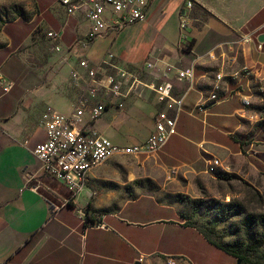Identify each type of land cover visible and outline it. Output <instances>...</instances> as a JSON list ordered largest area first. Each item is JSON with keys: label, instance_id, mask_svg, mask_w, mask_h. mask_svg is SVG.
<instances>
[{"label": "crops", "instance_id": "0c3cea01", "mask_svg": "<svg viewBox=\"0 0 264 264\" xmlns=\"http://www.w3.org/2000/svg\"><path fill=\"white\" fill-rule=\"evenodd\" d=\"M188 1L193 5L190 10L198 8L208 14V19L196 28L190 21L189 10L188 27L184 32L186 39L181 41L179 18L185 12ZM58 27L56 31L61 30L63 33L59 41L61 48L66 49L62 41L66 34L75 35L76 38L79 35L82 38L88 29L85 22L78 23L68 18ZM262 34L264 0H153L143 22L124 28L115 37L95 40L84 54L95 64L101 61L108 50L114 54L121 66L142 67L144 62L155 60V66L158 67L157 79L161 81L167 67H170L168 78L173 79L177 69L191 66L196 69L201 65L198 64L197 57L205 55L218 43L225 42L232 53H227L228 63L224 62L222 69L217 72H229L232 63L235 62L236 65L230 70L233 82L225 83L224 88H220L218 92L221 101L208 103L204 108L198 107L207 98L204 99L202 92L194 89L197 86V77L195 87L191 90L193 94L190 91L185 99V108L191 95L190 102L204 112V117H208L212 108L231 100L237 99L240 104L241 98H247L250 102L251 91L256 90L255 95L264 101V43H260L261 50L257 49V37ZM237 35L240 36V41L238 45H232L235 40H239ZM246 35L251 36V42L242 41L241 38ZM207 40L210 43L206 49L203 42ZM186 45L188 51L182 50ZM7 47L0 48V79L12 83L13 87L8 93H3L0 84V264H143L149 254L140 253L135 257L128 255L127 244L114 234L116 228L129 225L119 215L121 207L116 203L104 205L100 197L98 198L105 191L100 185L106 183L102 177L96 175L99 169L88 175L84 188L76 195H72L62 184L44 176L33 154L35 147L45 140V132L40 125L42 106H55L63 114L69 112L68 106H59L57 96L46 95L47 89H39L31 80L27 82L23 74L26 69L21 62L11 66L12 58L7 57L5 52ZM178 50L188 58L196 55L190 66L159 61L161 52L173 54ZM202 77L204 76L199 78ZM213 78L210 79L212 84ZM180 84L186 88L183 83ZM239 87L240 90L236 92ZM233 91L235 93L230 95ZM157 107L158 101L154 95L152 103L140 100L133 102L122 114L113 117L110 123L103 116L93 123L92 128L111 141L126 140L139 144L148 138L153 129V118L150 116L155 115ZM144 111L146 114L143 115ZM183 115L195 118L186 109ZM201 122L206 126L204 120ZM96 124H99L97 129ZM237 129L236 126L223 133L227 140L219 148L225 154H232L238 148L229 139ZM175 137L195 149L196 159L202 155L199 147L209 144L205 140L196 142L186 139L178 133ZM173 143L176 145L178 140ZM167 146L168 142L157 154L163 166H170L172 160L166 151ZM109 198L113 201L112 196ZM125 198V204L129 202L127 198L134 201L132 195L128 194ZM107 210L108 213L98 215ZM92 222L103 224L105 228H95ZM156 224H171L193 230L213 247L195 228L182 227L175 217L161 219Z\"/></svg>", "mask_w": 264, "mask_h": 264}, {"label": "rangeland", "instance_id": "374dc122", "mask_svg": "<svg viewBox=\"0 0 264 264\" xmlns=\"http://www.w3.org/2000/svg\"><path fill=\"white\" fill-rule=\"evenodd\" d=\"M190 11V21L196 28L208 19V14L198 8ZM63 20L67 18L60 9L58 0H0V48L8 46L5 52L7 57L12 58L11 66L21 62L26 69L23 74L27 82L31 80L39 89H47L46 95L57 96V104L64 108L68 106L69 111L77 95L69 81V72L82 53L79 42L81 36L76 38L75 35L66 34L62 41L67 49L61 48L60 42L53 43L47 37V32L56 31ZM4 21L9 23L3 25ZM239 35V40H235L232 45H238ZM203 43L207 49L210 41ZM55 45L59 47V51L55 49ZM187 49L186 45L182 50L188 51ZM211 51L215 59L204 57L199 60L198 64L201 65L195 69L197 86L194 89L201 91L204 99L211 90L210 79L222 69L224 62L228 63L227 53H232L225 42L218 43L209 52ZM194 57H190V60L178 50L173 54L161 52L158 59L177 66H190ZM150 61L156 63L155 60ZM113 64L121 69L126 67ZM232 65L235 68L236 63ZM232 68L229 72H219L223 75L218 83L219 88H224L229 81L233 82L230 78ZM157 69L155 66L153 71L139 70L131 73L144 83H157L160 88L163 80L158 81ZM200 76L204 77L199 78ZM172 83L174 93L182 95L185 87L175 80ZM238 90L240 87L235 91ZM251 92L249 106L244 107L234 99L212 108L208 117H204V112L194 107L190 102L192 96L189 95L185 109L187 113L192 112L195 118L180 114L176 121V133L192 141H208L209 144L199 147L202 152L199 159H196L193 147L172 136L166 149L172 158L170 166H163L156 156L155 161L119 158L99 168L96 175L106 183L100 185L105 191L98 198L104 205L116 203L122 208L119 215L129 226L116 228L114 234L127 244L128 255L135 257L140 253H148L143 264H237L235 259L232 260L227 254L209 246L193 230L171 224H156L161 219L174 217L182 227L190 225L197 229L213 230L217 235V239H213L219 242H239L246 245L259 237L256 229L245 233L240 221L248 214H264V101L255 95L256 90ZM234 93L233 91L230 95ZM154 95L150 90H140L137 94H131L123 102L122 108H111L101 118L104 116L107 123H110L113 117L122 114L133 102L140 100L152 103ZM98 98L100 101L107 100L101 94ZM199 105L204 108L207 103L202 101ZM162 107L163 104L160 103L157 109L161 110ZM46 109L56 110V107L42 106V113ZM142 113L144 115L146 111ZM228 114L231 116H225ZM202 120L206 126L202 124ZM96 126V129L99 128V124ZM236 126L238 129L229 139L238 148L232 154H225L219 148L227 140L223 133ZM177 140L178 143L173 145ZM112 141L121 145L132 144L126 140ZM213 157L220 160L221 167L211 168L210 161ZM191 160L195 161L191 163ZM123 194L126 197L128 194L132 195L134 201L127 198L129 202L125 204ZM109 196H112L113 201ZM106 212L108 210L98 215Z\"/></svg>", "mask_w": 264, "mask_h": 264}, {"label": "built area", "instance_id": "2783aa9c", "mask_svg": "<svg viewBox=\"0 0 264 264\" xmlns=\"http://www.w3.org/2000/svg\"><path fill=\"white\" fill-rule=\"evenodd\" d=\"M153 0H58V5L64 16L81 21L88 25L86 33L81 38L80 50L74 67L69 72V81L76 90V98L72 101L67 114L53 109H46L40 117V125L45 132V140L33 151L45 177L65 186L72 195L82 191L88 175L103 165L119 158H133L137 161L154 160L160 150L172 136L176 135V121L180 114L185 113V99L195 87L196 76L193 66L177 69L174 78L169 79V68L164 70L161 87L157 83L147 84L134 77L131 72L153 71L155 64L149 61L142 67L126 66L125 69L115 66L116 57L108 50L99 63H92L85 57V50L99 38L115 37L124 28L144 21L146 12ZM192 2L185 4V12L179 18L180 40L184 41L185 30L188 27L187 12L192 8ZM62 31H48L47 37L53 43L61 41ZM251 42L250 35L241 38ZM59 51V47L55 45ZM261 50V44H257ZM215 59L213 51L199 56ZM108 70H111L108 73ZM160 79V78H159ZM223 79L220 73L215 74L207 103H217L221 99L219 81ZM161 80V79H160ZM183 83L186 88L182 95L174 93L172 81ZM131 82V85L129 83ZM3 93H8L12 83L0 79ZM150 90L157 97L158 104H163L161 110L153 117V129L148 138L139 144L119 145L92 128L93 123L111 108H122L123 102L140 90ZM107 100L100 101L99 95ZM247 98H241L244 107L249 106ZM202 107V106H198ZM211 168L221 167L219 159L213 157ZM95 228H105L103 224L93 223Z\"/></svg>", "mask_w": 264, "mask_h": 264}, {"label": "trees", "instance_id": "16d2710c", "mask_svg": "<svg viewBox=\"0 0 264 264\" xmlns=\"http://www.w3.org/2000/svg\"><path fill=\"white\" fill-rule=\"evenodd\" d=\"M7 23L9 21H4L2 24ZM240 221L245 233L252 229H256L258 232L259 237L250 244L219 242L216 240L217 235L213 230L189 226L195 228L213 247L235 259L237 264H264V214H248L243 216Z\"/></svg>", "mask_w": 264, "mask_h": 264}, {"label": "water", "instance_id": "95a60500", "mask_svg": "<svg viewBox=\"0 0 264 264\" xmlns=\"http://www.w3.org/2000/svg\"><path fill=\"white\" fill-rule=\"evenodd\" d=\"M257 41H258L259 43H264V34L259 35V36L257 37ZM134 264H139V263H138V262H135Z\"/></svg>", "mask_w": 264, "mask_h": 264}]
</instances>
